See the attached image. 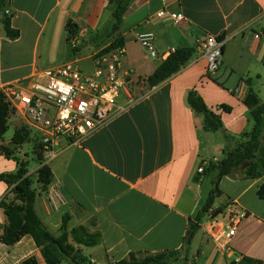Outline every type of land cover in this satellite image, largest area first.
Returning <instances> with one entry per match:
<instances>
[{
  "label": "crops",
  "instance_id": "1",
  "mask_svg": "<svg viewBox=\"0 0 264 264\" xmlns=\"http://www.w3.org/2000/svg\"><path fill=\"white\" fill-rule=\"evenodd\" d=\"M4 1L20 36L16 40L7 37L0 11L2 83L26 81L65 64L91 72L94 57L113 40L97 36L112 21L117 8L114 0ZM170 14H182L185 20L176 24ZM68 23L77 27L78 52L67 40ZM144 32L155 35L156 59L137 41ZM206 35L220 37L224 43L222 65L210 77L206 76L207 62L198 60L195 51V40ZM116 36L123 42L125 67L134 71L131 82L138 87L172 49H191L193 56L158 86L151 88L144 82L147 91L135 97L138 101L133 106L49 165L52 184L61 188L66 204L51 210L42 193L35 202L36 212L54 236L60 235L65 216H69V231L83 227L99 234L97 246L82 248L88 262L96 264H113L130 253L180 250L191 221L213 190L214 174H201L198 169L204 163H209L207 170L221 162L225 147L234 149L247 140L255 125L253 109L245 103L251 91L259 106L264 105V0H134ZM241 83L242 97L234 92ZM191 92L221 118L224 132L204 129V117L188 104ZM125 104L123 95L118 106ZM10 122L15 131L4 144L28 162L24 147L28 143L33 147L32 132L28 141L14 145L15 133L26 126L16 114L9 116L8 127ZM225 135L230 136L229 143ZM40 167L41 161L34 169L28 168L29 174L35 175ZM245 167L220 181L221 194L201 220L237 202L246 216L229 246L218 247L199 226L187 261L169 264H230L244 257L264 264V200L258 196L264 175L249 179L242 173ZM17 170L14 160L0 154V173ZM10 192L11 187L0 182V202L13 199ZM7 225L0 207V264H23L30 258L46 264L30 236L14 245L3 243Z\"/></svg>",
  "mask_w": 264,
  "mask_h": 264
},
{
  "label": "trees",
  "instance_id": "2",
  "mask_svg": "<svg viewBox=\"0 0 264 264\" xmlns=\"http://www.w3.org/2000/svg\"><path fill=\"white\" fill-rule=\"evenodd\" d=\"M117 2L116 11L112 21L97 36L99 40L112 38L111 44L102 53H110L120 47L123 42L116 36L134 0H114ZM0 11L3 14V24L7 37L10 40L19 38L20 33L12 27L11 17L5 11V1L0 0ZM68 42L77 35V27L68 23ZM80 51L79 48L75 49ZM193 50L178 49L173 52L149 77L140 80L146 82L149 87H156L178 73L180 69L192 58ZM246 105L253 109L252 115L255 121L254 128L247 134V140L239 143L234 149L224 148V159L211 165L205 173H213V190L194 221H191L187 234L180 250L166 251L158 254L151 253H130L126 258L113 264H169L170 262L184 263L188 259L190 247L199 230L198 223L202 216L212 207L214 200L220 196V181L224 177H233L235 171L246 165L242 171L249 179H257L264 175V105L259 106L256 95L251 91L246 99ZM188 104L198 114L204 117V129L206 131L224 132V124L221 118L212 112L204 100L196 93L191 92L188 96ZM14 114L6 103L4 95L0 93V154L6 159H11L18 165L16 173H0V182H4L11 187L13 199H4L0 202V207L4 210L8 219L1 241L7 245H14L25 236H30L36 247L40 249L46 264H89L83 254V247H95L100 242L99 234L90 233L88 229L80 227L72 231L68 230L69 216L63 218L60 235L54 236L43 224L35 209V202L39 195L47 192L53 183V175L49 166H41L35 175L29 174L28 163L17 157L14 150L4 144V135L7 133L8 119ZM30 139V131L27 127L19 129L14 137L13 144L20 145ZM227 143L231 141L230 136L225 135ZM36 152H39L42 164L41 145L36 144ZM260 199L264 200V185L258 191ZM220 211H217V215ZM256 261L244 257L239 263L230 264H253ZM258 263V262H257ZM23 264H38L35 258H30Z\"/></svg>",
  "mask_w": 264,
  "mask_h": 264
},
{
  "label": "built area",
  "instance_id": "3",
  "mask_svg": "<svg viewBox=\"0 0 264 264\" xmlns=\"http://www.w3.org/2000/svg\"><path fill=\"white\" fill-rule=\"evenodd\" d=\"M158 16L163 17L164 13ZM169 16L176 24L185 20L182 14ZM137 41L151 58L158 57L153 33H140ZM69 43L75 50L80 39L75 36ZM223 47L220 37L206 35L195 40L197 59L207 62V77L220 69ZM173 52L174 49L170 51L171 54ZM124 56V48L120 47L110 53H98L94 57L91 72H83L73 64H65L38 72L26 81H0V93L4 95L10 109L21 117L28 130L36 133L41 145V166H49L67 148L81 144L138 101L129 88L134 71L125 67ZM234 92L242 97L244 85L241 83ZM123 95L126 104L119 107L118 100ZM208 165L204 163L198 173L204 174ZM45 194L51 210L57 211L66 204V198L58 185L51 184ZM245 216L238 203L232 201L223 213L209 215L198 225L210 240L225 249ZM88 263L96 264L94 260Z\"/></svg>",
  "mask_w": 264,
  "mask_h": 264
},
{
  "label": "rangeland",
  "instance_id": "4",
  "mask_svg": "<svg viewBox=\"0 0 264 264\" xmlns=\"http://www.w3.org/2000/svg\"><path fill=\"white\" fill-rule=\"evenodd\" d=\"M82 71L86 72L84 70H82ZM143 83L144 82H141L139 87L137 85H134L133 83L129 85V88H130L131 92L135 95V97H138V96H140L141 94H144L147 91L148 86L144 85ZM14 131H15L14 125H13L12 122H10L9 129H8L7 133L5 134V136H4V140L5 141L11 140L12 136L14 134ZM31 137H32V142L34 141L33 147H32L31 144L28 143L26 145V147H24V150L26 151V153H28V162H27L28 163V168L34 169L37 166L38 162H39L40 155H39V152L38 153L36 152L37 141L35 139L36 138V133L34 131H32ZM34 153L36 154V156H35ZM86 253L88 254V252H86Z\"/></svg>",
  "mask_w": 264,
  "mask_h": 264
},
{
  "label": "water",
  "instance_id": "5",
  "mask_svg": "<svg viewBox=\"0 0 264 264\" xmlns=\"http://www.w3.org/2000/svg\"><path fill=\"white\" fill-rule=\"evenodd\" d=\"M245 166V165H244Z\"/></svg>",
  "mask_w": 264,
  "mask_h": 264
}]
</instances>
